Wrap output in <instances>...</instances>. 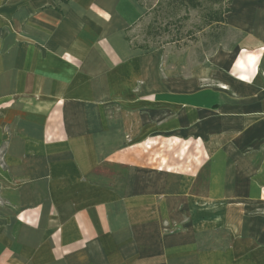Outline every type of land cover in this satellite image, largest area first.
Returning <instances> with one entry per match:
<instances>
[{
    "label": "crops",
    "instance_id": "1",
    "mask_svg": "<svg viewBox=\"0 0 264 264\" xmlns=\"http://www.w3.org/2000/svg\"><path fill=\"white\" fill-rule=\"evenodd\" d=\"M224 5L240 39L183 76L186 56L164 64L126 40L139 0H17L14 31L0 29V104L15 100L0 112L10 263L230 264L198 233L261 235L264 0Z\"/></svg>",
    "mask_w": 264,
    "mask_h": 264
},
{
    "label": "rangeland",
    "instance_id": "2",
    "mask_svg": "<svg viewBox=\"0 0 264 264\" xmlns=\"http://www.w3.org/2000/svg\"><path fill=\"white\" fill-rule=\"evenodd\" d=\"M16 4L17 0H0V13L2 14H0V18L5 21V24L2 23L3 25L0 29L4 30L5 32L14 31V29H12L8 24V19L10 17V10H14L15 8H17ZM211 6L212 5L210 3L206 2L204 5V9L189 11V20L184 22L182 30L183 32L190 31L192 33L191 35H186L178 43V45H176L175 43H168L161 46L162 51H164L163 56H165L163 57L164 64L167 63V54L175 55L176 53H181L183 57L186 56V67L182 69L183 76L188 74L187 72L190 67L199 63L202 58H205L213 52L214 45L212 43L216 40V36H218V34H221L220 45L217 46L218 49L220 47L229 48L230 46L235 45L240 39L238 35L231 31L221 33L220 29L215 26H212L210 29H206L203 32L196 31V26L200 24L202 15L207 12L209 8H212ZM213 7L216 8L215 5ZM182 14L183 12L181 11L180 15ZM150 19L151 16L149 15L148 17L143 19L142 23L132 28V30L128 33L131 42L140 44L142 43V40L144 38V29L149 23ZM167 65L168 67H170L169 64ZM262 75L264 76V73H262ZM203 84L206 86L205 80L203 81ZM14 101L15 100L12 99V101L0 104V112L5 111V109L13 105ZM144 143L145 148L150 153L160 150L158 148V144L153 138L145 141ZM5 167L4 147H1L0 168L5 169ZM3 204L4 202L0 200V209ZM226 208L227 212L229 213L232 205H227L224 209L218 210V214L222 213L223 216ZM213 209V212L209 209L207 212L215 214L217 210H215V208ZM258 209L259 208L251 212V214L255 213L256 215H261L263 218L261 235H259V233H254V227H251V234L246 231L244 234L238 235L235 233H231V230L220 227V225H218L210 230L211 232H199V237L201 236L202 242L206 246H208L209 249L211 248L215 252H224V255L228 256V258L230 259V264H240L241 262H244V264H254L255 260H258L261 262V264H264V208L261 207L260 212L257 211ZM216 218L218 219L219 217ZM14 219V215L11 213H7V210L4 214H0V229L4 230L3 232H0V264H12L10 262L13 259L17 260V227L14 231ZM259 239L261 240V242L258 241ZM235 257H238L239 260L234 261L233 258Z\"/></svg>",
    "mask_w": 264,
    "mask_h": 264
},
{
    "label": "trees",
    "instance_id": "3",
    "mask_svg": "<svg viewBox=\"0 0 264 264\" xmlns=\"http://www.w3.org/2000/svg\"><path fill=\"white\" fill-rule=\"evenodd\" d=\"M60 1L67 3L69 0ZM224 1L225 0H139V4L146 10L143 19L149 15L151 16L149 23L144 29V38L140 44L131 42L128 36L132 28L142 23L143 19L126 30L125 38L129 42L131 48L144 51L161 49V46L168 43H175L178 45L186 35L192 34L190 31L183 32L182 30L184 22L189 20V11L204 9L206 2L210 3L212 8H209L207 12L202 15L200 24L196 26V31L203 32L206 29H210L212 26L219 28L221 33L231 31L224 24L223 15L228 12V8L225 7ZM214 5L216 8L213 7ZM181 11L183 12L182 15H180ZM220 35L221 34H218L216 40L212 43L214 45L213 52L216 50L217 46L220 45ZM203 60L204 58L199 62L201 63Z\"/></svg>",
    "mask_w": 264,
    "mask_h": 264
}]
</instances>
